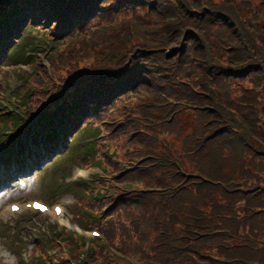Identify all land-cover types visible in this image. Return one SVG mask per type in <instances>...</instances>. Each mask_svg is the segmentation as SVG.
Returning a JSON list of instances; mask_svg holds the SVG:
<instances>
[{"label":"trees","instance_id":"trees-1","mask_svg":"<svg viewBox=\"0 0 264 264\" xmlns=\"http://www.w3.org/2000/svg\"><path fill=\"white\" fill-rule=\"evenodd\" d=\"M39 2L46 5L47 16L35 17L34 23L45 28L46 19L56 22L65 5V35H71L75 26L84 32L93 19L103 23L114 22L125 14L131 16L108 29L100 44L93 43L92 48L85 49L86 39L66 48L67 61H72L74 52L80 58L94 60L97 74H93V81L105 75L129 73L121 90L116 88V95L102 99L99 105H111L118 94L126 91L122 86L129 83L132 89H153V79L187 76L192 87L185 91L175 86L172 93L181 100L180 105L198 110L200 117H210L198 122L197 127L203 130L193 134L196 139L191 144L192 153L181 149L178 152L175 175L155 176L154 172L159 170L143 169L123 176L122 179L141 180L148 186L162 183L163 188H168L159 195L144 190L112 201V209L127 220L136 235H140L137 226L148 227L149 231L139 238L142 244L133 245L120 223L102 225L101 231L111 242L119 238L124 254L139 253L141 257H135V264H264V90L257 88V93L243 94L239 101L225 100V95L232 93L229 79H241L249 73L255 77V88L264 85V23L253 22L264 5L255 8L253 20H245L236 0H187L186 5L176 4L178 0ZM102 3L109 6L100 10ZM19 12V24L33 16L27 4H21ZM124 44L129 53L138 49L132 58V69L124 66ZM172 64L175 65L171 67ZM219 83L226 87L225 95L214 89ZM198 87L208 96L201 95ZM82 100L92 103L84 96ZM78 107L88 109L89 105ZM260 107L262 111L257 109ZM87 109L82 113L86 119L102 118ZM72 126L80 124L73 121ZM181 148L186 150V146ZM81 189L73 191L84 193ZM77 197L78 206L85 200V209L95 208L90 200ZM150 233L153 234L147 240ZM145 242L146 253L142 255L140 247ZM38 248L43 251V247ZM77 264L96 261L87 258ZM102 264L122 263L108 260Z\"/></svg>","mask_w":264,"mask_h":264},{"label":"rangeland","instance_id":"rangeland-1","mask_svg":"<svg viewBox=\"0 0 264 264\" xmlns=\"http://www.w3.org/2000/svg\"><path fill=\"white\" fill-rule=\"evenodd\" d=\"M186 2L187 0H178L176 4L186 5ZM236 4L237 6H235L239 8L241 12V17H244L245 20L246 18L248 20H253L252 15L255 8L263 6L264 0H236ZM182 17L185 18V16ZM253 22L254 24L257 22L259 24L264 23V10L260 11L257 20H253ZM254 24L252 25L254 26ZM91 29L87 28L83 33ZM93 31L94 32L90 31L89 35L86 34L89 36V39L83 37L71 43L86 39V41H84L86 45L85 49L92 48L94 47L93 43L100 44L103 35L108 34L106 29L101 30L94 28ZM46 36L48 40H54L52 32L47 31ZM38 40L40 41V53L31 52L26 66H17L14 67V70L6 68L8 71H12V74L7 76L8 83L16 85L11 90L2 92L0 95V103L6 94L11 93L13 90V92H15L16 90V98L22 100L23 103H25L26 100L34 101L33 107L36 111L44 102L42 100H48L54 95H60V93L64 91V83L57 85L60 84V81L68 83L71 76L81 72L77 70L79 66H84L85 68L90 67L85 65V63H88L87 60H76L80 58V54L77 52L72 53V61H67L66 46L56 50V48H49L48 42L44 37ZM126 46L127 44H124V47ZM74 49L76 50V48ZM172 62H174V60H172ZM90 63L92 64L93 62L90 61ZM173 65L175 64H172L171 67H173ZM1 79H3V77ZM253 79H255V77L251 76L249 73L246 77L241 79H229L227 82H229V88L232 89L230 95H225L227 89L221 83L217 84L214 89L216 92H222V94L225 95V100L230 99L239 101V98L243 94L257 93V88L260 92L264 90V85L255 88ZM152 81L154 82L153 89L146 86H139L136 89H129L123 92L120 95L121 97L114 100L111 105L108 106V112L100 119L99 124L101 126V131L99 133L103 135V138L97 139L95 150L92 151L89 156L85 157L86 160L82 164V168L85 171L87 170L86 173L93 172L95 176L101 174L102 168L105 171L97 185L100 192V200L91 202V204L95 206L94 209H86L91 211V213L86 214L85 212V200L82 205L78 206L79 201L77 196H82L90 200L92 194L87 193V196H85L77 192V196L70 194L62 199L65 204V207H63L65 219H54L52 216H46V218L33 217L30 219L29 224L22 222L18 223V226H16L15 231H17V237L27 238L30 241V244L25 246L24 250L27 249L29 252L35 247L36 240L34 236H37L38 234L36 233L38 232L44 234L41 240V242L44 241V246L52 248L48 249L51 253H46V257L43 255L42 251H40L41 258H39L40 261H36V264H42L44 262V264H77L79 261L85 262L87 258L93 259L96 261V264H102V261L108 260L122 264H135V257H141L139 253H137L136 256H134V253H132L133 256L124 254L121 250V240L115 238L111 242L101 231L102 225H108L111 222L115 225H119L120 223L126 229L127 235L133 245H141L143 241L139 238L141 234L149 231L148 227L137 226L140 235H136L135 229L133 228L132 230L127 220L123 216H120L116 210L112 209L113 206L110 207L112 201L118 196L128 197L131 194L144 192V190L151 194L159 195L163 192H167L168 188H163L164 186H162V183L160 186L157 185L155 187L148 186L141 180L130 181L122 178L129 172L143 169L159 170L158 172H154L155 176L164 175V177H167L169 175H175L177 172L178 152L181 149L183 152L188 151L192 153L193 148L191 144L196 139L193 138V134L198 130H203L202 127H197L198 122H205L210 118L207 116L200 117L198 110H189L190 108L180 105L179 102L181 100L172 93V91H175L172 90L175 86L185 91H188L192 87L193 84L187 76L178 78L163 76L161 79H153ZM72 85H75V82H73ZM71 87L77 88L75 86ZM98 89L106 91L104 88ZM198 91L201 95L208 96V93L199 87ZM236 91H239L240 94H235ZM11 96L12 95H8L9 98ZM38 97H40L41 100L35 102ZM14 106L15 104H10V107ZM257 109L261 110V107ZM195 112H197V114H195ZM223 114L225 116H230L227 113ZM185 124H187L189 128L186 127ZM13 125L16 127V120ZM17 125L19 129L24 126L20 120L17 121ZM8 132L9 124H0V134L4 135V138H0V143L1 141L4 143H7V141L14 143L16 134L10 135ZM80 141H83V139H80ZM102 143L103 147L101 146ZM8 145L9 144H6L3 147V145L0 144L2 150L0 152V160L3 159V149L7 148ZM182 146H186V150H183L181 148ZM19 155L20 153H17L16 157H19ZM188 161L189 159H186V162ZM4 163L7 164V162ZM57 165H59V163ZM34 175L36 176V173ZM44 176L45 174L43 173L40 177ZM1 179H3V177H1ZM60 185L62 184H59V186ZM33 189L31 192H33ZM37 191L39 190L37 189ZM172 191L173 190L170 192ZM54 192H59V190L54 186L52 180L38 195L27 194V192L21 191H16V193L10 192L11 200L8 203H16V200H14L15 197H21L24 201L30 200L27 197L49 201ZM172 194L168 195L167 199L171 197ZM91 215L97 218L93 219L94 217L92 218ZM0 218H2L1 214ZM15 222V220L9 221L10 224H15ZM65 222L71 223L73 227L67 225ZM22 225L30 229L23 228L19 230ZM114 230L116 233H120L118 229L115 228ZM67 231H72L80 235L82 238L79 240L83 243L77 245L70 235L59 238L60 234L64 235ZM91 231H97L99 237H93ZM52 233L56 234L52 235ZM152 234L153 233H150L147 240L151 238ZM46 237L47 239H45ZM52 237L59 238L53 245L51 243ZM0 240H2L0 241V264H20V254H18L19 251L15 249L16 241L14 243L12 242L16 240V232L12 240H7L6 237H0ZM23 243L26 244V242ZM38 246L40 245L38 244L35 247V253L39 250ZM146 248L147 244L145 242L140 247L143 252L141 253L142 255L146 253ZM13 249L14 251H12V253H14L16 257L8 253V251ZM86 250L88 251L85 253ZM35 253L33 257H36L37 254Z\"/></svg>","mask_w":264,"mask_h":264},{"label":"snow or ice","instance_id":"snow-or-ice-1","mask_svg":"<svg viewBox=\"0 0 264 264\" xmlns=\"http://www.w3.org/2000/svg\"><path fill=\"white\" fill-rule=\"evenodd\" d=\"M34 207H36V208H38V209H40V210H43L42 208H41V206L40 205H34Z\"/></svg>","mask_w":264,"mask_h":264},{"label":"bare ground","instance_id":"bare-ground-1","mask_svg":"<svg viewBox=\"0 0 264 264\" xmlns=\"http://www.w3.org/2000/svg\"><path fill=\"white\" fill-rule=\"evenodd\" d=\"M31 172V171H30ZM3 200V199H2Z\"/></svg>","mask_w":264,"mask_h":264}]
</instances>
